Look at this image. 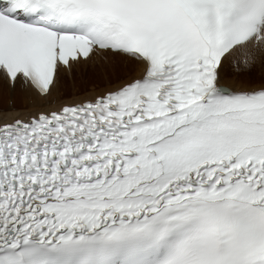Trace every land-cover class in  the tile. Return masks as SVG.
Returning a JSON list of instances; mask_svg holds the SVG:
<instances>
[{
    "label": "snow or ice",
    "instance_id": "1",
    "mask_svg": "<svg viewBox=\"0 0 264 264\" xmlns=\"http://www.w3.org/2000/svg\"><path fill=\"white\" fill-rule=\"evenodd\" d=\"M0 264H264V0H0Z\"/></svg>",
    "mask_w": 264,
    "mask_h": 264
}]
</instances>
